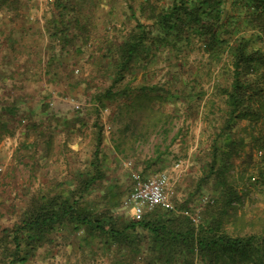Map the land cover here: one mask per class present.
Here are the masks:
<instances>
[{"label":"trees","instance_id":"obj_1","mask_svg":"<svg viewBox=\"0 0 264 264\" xmlns=\"http://www.w3.org/2000/svg\"><path fill=\"white\" fill-rule=\"evenodd\" d=\"M226 2L168 0L161 5L159 0H144L140 10L152 24L139 21L122 40L111 41L106 48L100 49L99 60L110 65L113 76L112 84L95 94L102 104L119 94H134L133 100L126 103L134 108L132 111L152 110L144 115L154 116L159 110H155L154 102L164 99V88L118 86L127 72L150 63L154 56L152 47H178L183 41L189 45L195 38L203 41L211 52L228 45L232 56L231 84L228 87L217 86L216 92L225 96L227 107L220 134L226 137L221 147L217 144L218 135L215 137L210 159L206 161L207 169L197 185L199 191L203 183L213 182L218 189L217 194L198 206L193 202L192 194L182 200H174V210L154 207L141 217L122 218L113 210L117 206L115 196L110 197L113 200L111 205L106 203L109 199L106 196L101 199L93 194L106 176L100 155L103 134L100 127L95 133L96 151L91 166L77 173L69 187L63 185L55 192L32 195L19 217L1 226L0 264H27L40 255L47 258L56 255L57 247L62 244L79 250H93L96 243L106 249L115 245L118 250H130L135 254L143 251L149 258L147 264H153L155 256L175 264H264V231L233 234L225 227L235 204L242 198L238 184L230 180L229 173L234 157L245 145L243 139L234 138L228 130L237 119L255 122L264 116V104H260V101L264 102V52L262 49H249L250 41L244 36L232 40V27L224 19ZM2 3L0 0V7ZM20 4L18 2L17 5ZM54 4L61 13L58 22L53 19L56 23L51 36L56 44L50 49L55 51L60 41L69 48L77 43L79 37H88L89 33H86L87 29L79 17H63L65 11L62 10H66V15L70 14L68 10H73V0H55ZM233 4L244 10L247 26L255 31L259 41H263L264 0H233ZM12 9L19 10L15 6ZM234 18L235 15L231 20ZM54 54L53 58H57ZM83 80L73 82L81 83ZM3 109L8 114L19 113L14 106ZM165 116L168 121L170 114ZM8 124L0 117V142L8 131ZM253 140L255 148L264 150V128L258 136H253ZM198 208L200 217L197 222L193 214Z\"/></svg>","mask_w":264,"mask_h":264},{"label":"rangeland","instance_id":"obj_2","mask_svg":"<svg viewBox=\"0 0 264 264\" xmlns=\"http://www.w3.org/2000/svg\"><path fill=\"white\" fill-rule=\"evenodd\" d=\"M143 1L99 0L102 3V11L98 18L102 20L98 21V18L96 20L90 18L87 22L91 26L88 27L86 32L89 33L88 37L85 35V39L79 37L74 45L55 52L57 58L58 56H63L65 60L62 61L61 66L58 64L59 62L54 61L52 66L50 65V69L54 67L53 69L57 74L53 71L50 72L55 75L60 74L61 77L58 75V79L71 80L68 86L64 84L60 88L67 93L64 94L65 100L67 99L73 105L66 113L69 116L68 119H79L87 111L90 118L87 128L84 131H80L82 138L77 136V133H71V136L75 139V141L71 139V143L72 141L81 143V150H71L70 152L73 155L65 158L63 163L68 166L64 170L67 175L70 174L72 168L80 166V156L82 154H84L85 159H82L81 163L86 160V157H88L89 162V156L93 154L94 148H96V143L93 139L95 132L90 129L89 124L92 125L93 122L91 121H93V118L96 119L98 113L94 114L93 107L83 111L85 107L81 100L86 99L88 101L89 98L87 97H92L95 92L104 91L112 84L113 74H111V67L109 64L106 65L102 60H99V51L106 48L111 41L122 40L139 21L146 25L152 24V21L147 19L140 10ZM167 1L159 0L161 5H164ZM224 9V19L232 27V40H235L238 36H244L250 41L249 49H262L264 52V40L259 41L257 34L254 33L255 31L247 26L243 17L245 15L244 10L234 5L233 0H227ZM18 13L19 11L16 12L11 8H5L4 5L0 7V49H7V51L8 49H42L30 38H26L25 40L27 41L21 39V42L24 40L27 44L24 41L21 44L19 42H17L19 44H16L15 41L20 40L18 31L23 24V21H19L20 16H17ZM233 14L235 18L231 20V17L234 16ZM83 25H85V22ZM13 35L14 37H12ZM45 49H50V47L47 46ZM152 49H154V56L149 63L150 66L146 68L135 67L130 70L127 72L126 78L118 86L129 85L131 88L136 89L146 85L149 87L159 86L165 89L163 90L165 98L161 101L163 108L160 107V110L152 116V121H154L165 110V112L172 115L169 118L170 120L168 119L169 123L171 120L172 123H168L165 126L161 123V125L166 127V129H170L172 126L176 133L173 145L172 147L170 146L171 149H168L170 165L167 167L168 171H164L169 176L170 174L174 175L175 170L181 172L176 185L173 187L174 200H182L184 197L193 194V202L198 206L216 195L218 190L216 184L213 185V182L210 181L203 183L199 191L197 185L207 169L206 161L210 159L211 146L215 137L218 135L217 144L220 147L223 146L226 137L225 134L220 133L223 132L224 110L227 106L225 96L217 94V86L228 87L231 84L232 56L230 48L225 45L224 48H220L221 50L211 52L205 47L203 41L195 38L189 45L183 41L178 47L168 45L166 47L155 46ZM47 52L49 55L50 51ZM50 72L48 71V75L50 74L52 77ZM134 78L136 79L133 81ZM45 79L47 82L51 81L47 76ZM77 79L84 80L81 83L73 82ZM45 82H42L40 87ZM8 83L9 85L6 86L5 84L2 92L5 93L6 89L10 93L8 96L13 97L19 91H15L16 88L10 82ZM35 94L34 90L33 98L37 97ZM56 94L59 95L60 93L56 90ZM5 97L6 95L4 94L2 99ZM110 103L115 105L114 103L116 102ZM262 103L264 104V102L260 101V104ZM44 105L43 102L39 103V107L36 110L37 113L43 111ZM113 105L111 107L112 110H114ZM57 106L55 102H50L49 106L43 109L48 112L50 108L57 110ZM144 111L147 110L144 109ZM59 115L54 117L62 119V114L59 113ZM35 116L32 118L31 116H25L24 119L27 121L26 123H29L32 119L38 121ZM161 120L167 121V118H162ZM38 123H36V126ZM98 123H104L102 118L98 120ZM232 124V128L228 130V133H231L236 139L245 141L240 153L234 157V165L229 173L230 180L238 184L242 192V198L235 204V209L225 223V227L233 234L261 233L264 231V150L254 147L253 136H258L262 128H264V116L255 122L237 119ZM57 125L60 130L66 129L62 123L60 125V122ZM162 126L158 129H163ZM178 129H180L179 132H177ZM20 131L21 135L17 136L18 147L21 142L28 141L33 136L32 128L23 126ZM157 133H155L153 141L170 134L167 132L166 134L157 135ZM68 134L70 133H64L65 136H68ZM11 142H14L13 135L10 136ZM66 143L65 141V145H67ZM153 143L150 142L145 146L147 148L144 150L145 154L153 155ZM169 144L170 139L168 137L167 145ZM67 147L68 145L64 146L66 152H68ZM105 151L108 153L103 159L104 162H107L109 156L108 146ZM178 162H181L180 167L176 166ZM12 171L13 174L6 177L4 175L6 173L5 167L0 164V228L4 224L16 220L26 206L28 199L33 195L29 179L34 173H32L30 166L24 167V165L20 164L19 166H14ZM61 172V169L55 168L54 175ZM161 172L163 170L154 173V175ZM108 175L114 177V173L110 171V168L108 169ZM57 177L60 178V176ZM123 181L121 179L116 184L118 188L114 190L117 191V195H115L117 209L119 208V210L123 211H130V208L138 209L136 204L129 202L133 180L130 178L131 187H127L129 189L127 191L124 189L126 185ZM106 185H109L108 182H106ZM195 190L197 191L194 192ZM97 196L99 195L97 194ZM105 196L109 198L106 203L113 205V200L110 198L113 196H109L108 192H105L104 196L100 198L103 199ZM57 248L59 251L56 255H50L47 258L40 255L38 259L31 260L27 264H111L107 258L100 257L102 260L97 259L93 252L86 251V254H84L83 251H80L81 249H75L76 247L72 245L68 246L65 244L64 246L62 244ZM88 250L90 251L89 248Z\"/></svg>","mask_w":264,"mask_h":264},{"label":"crops","instance_id":"obj_3","mask_svg":"<svg viewBox=\"0 0 264 264\" xmlns=\"http://www.w3.org/2000/svg\"><path fill=\"white\" fill-rule=\"evenodd\" d=\"M6 1L3 0L2 5L8 9H12V6L19 8L17 16H20L19 21H23V24L18 31L20 40H16V44H21L26 38H30L42 49H8V51L7 49H0V117L3 121L9 123L7 125L8 131H5L2 141L0 142V164L5 167L6 173H4V175H6V177L13 174L12 168L14 166H19L20 164L24 165V167L30 166L32 173H34V175L30 177L31 179H29V181H31L32 194L42 195L61 190L63 185L69 187V184H72L73 181H75L77 173L84 172L91 166L96 148H94L93 154L89 156V162L87 159L88 157H86V160L81 163V160H84L85 156L84 154L81 155V153H79V155H81L80 166L77 168L70 167L72 169L70 174L67 175L64 170L68 166L63 163L65 162V158L73 155L70 152L71 150H81V143L73 141L71 143V139H74L71 136V133H77L76 135L82 138L80 136V131H84L87 128L90 118L88 116L89 112L87 111L85 112V115H82L79 119H68L69 116L66 113L73 107V105L71 102L69 103L67 99L65 100L64 94L67 93L60 88H62L61 86H64V84L65 86H68L71 80L58 79L61 77L60 74H58V77V75L50 72L53 71L56 73L53 69L54 67L50 69V65L52 66L54 61L59 62L58 64L61 66L62 61L65 60V57L63 56L53 58L54 52L59 49H66L65 44L61 43V41L56 45L55 51L52 49H45L47 46L52 47L51 45L56 44V41H52L53 37L51 36V31L53 30L54 24L59 20L58 18L61 13V11H59L60 8L56 7V4H54L55 0ZM18 2H21L20 6L17 5ZM98 2L99 0H73V10H71V12L68 10L67 12L70 13L68 15L65 14L66 10H62L65 11L63 12V17L70 18L72 15H76L79 17V21H81L82 24L85 22L84 28L88 29V27H91L88 25L89 23H87L90 18L96 20L100 17L102 3ZM53 19H56V22ZM101 20L102 19L98 18V21ZM33 21L34 23H32ZM12 37H14V35ZM21 39L24 40L21 42ZM25 41L24 43L27 44ZM47 51H50L49 55ZM148 66H150L149 63L146 67ZM48 71L52 74V77L50 74L48 75ZM46 76L51 81L47 82L45 79ZM135 79L136 78H134L133 81ZM8 82L16 88L15 91H19V93L14 94L13 97L8 96L10 93H8L6 89L5 93L2 92L5 84L6 86L9 85ZM42 82H45V84L40 87ZM140 87L150 88L146 85ZM34 90L36 93L35 95L37 96L36 98L32 97ZM56 90L60 93L59 95L56 94ZM96 93L98 92H95L92 97H87L89 98L88 101L86 99L81 100L85 107L83 111L93 107L94 114L98 113L96 119L93 118V121H91L93 122L92 125L89 124L90 129L94 130L96 133L98 128H103L100 155L102 168L104 169L106 176L103 181L96 186V189L93 191L94 196L96 197L98 194V197H102L105 192H108L109 196L117 195V191L114 190L118 188L116 184L120 182L121 179L124 180L123 183L126 185L124 189H126V191L129 190L127 187H131L130 178L133 180L132 173L134 171H140L144 176L154 175V173L159 172L160 170L168 171L167 167L170 165L168 149H171L174 135L176 134L175 129H172V126L170 129H166V127L161 125V123H163L164 126L168 124L166 120V122L161 120L162 118H165V115L168 113L163 110L164 114L162 113V115L152 121V116L144 115L145 112L149 114L148 112H152V110L144 111L141 109L132 111L134 108H132L130 104H126L133 100L135 97L134 94H119L104 100L105 102L102 104L95 95ZM4 94L6 97L2 99ZM161 101V99H157L154 102L155 110H160V107H162ZM34 102H36V104H34ZM41 102L45 104L43 108H47L50 102H55L58 105L57 110L50 108L49 111L46 112V110L42 108L43 111L37 113L36 110ZM110 102L116 103L113 105V103ZM112 105L114 110L111 109ZM5 106H14L19 113L8 114L6 110L3 109ZM59 113L62 114V119L54 117L60 116ZM25 116H31V118L35 116V118H38V121L32 119L29 123H26L27 121L24 119ZM170 117H172V115H170ZM100 118H102L104 123H98ZM139 121L140 124H138ZM34 122L39 123L36 126V123ZM58 122H60V125L62 123L63 127L66 129H58ZM171 123L172 120L169 124ZM21 126L32 128L33 136L30 140L27 139L28 141L21 142L18 147L17 136H19V134L21 135ZM161 126L163 129H158ZM180 128H182V126H180ZM179 130L180 129H178L177 132H179ZM167 132L170 134L167 135ZM64 133L70 134L65 136ZM155 133H157V135H161V133L166 135L153 141ZM11 135L14 136V142L10 143ZM167 136L170 139L169 145H167ZM93 139H95V134ZM65 141L68 145V152H66V149L64 148V146H67L65 145ZM150 142H154L153 155H147L144 153V150L147 149L145 146ZM107 146L109 148V156L107 162H104L103 158L108 153L105 151ZM55 168L61 169L62 172L54 175ZM109 168L110 171L114 173V177L108 175ZM174 173V175L170 174V185L172 188L176 185L181 172L175 170ZM57 176H60V178ZM106 182H108L109 185L105 186ZM187 197L188 196L184 198ZM149 209L150 208H142L141 210H138L130 208V211H123L119 210V208L117 209L116 206L113 210L114 213L121 215L122 218H136L147 213ZM86 249L87 248L80 251H83L84 254H86V251L93 252L97 259L102 260L101 258H107L111 264H147L146 260L149 259L146 258L143 251L140 252V254H135V252L130 250H118L115 245L114 247L106 249L102 245H97L96 243L94 244L93 250L91 249L89 251ZM161 258L155 256L152 260L153 264H175L167 263L165 262L164 257L163 259Z\"/></svg>","mask_w":264,"mask_h":264},{"label":"built area","instance_id":"obj_4","mask_svg":"<svg viewBox=\"0 0 264 264\" xmlns=\"http://www.w3.org/2000/svg\"><path fill=\"white\" fill-rule=\"evenodd\" d=\"M181 166V162L176 164ZM133 185L129 195V202L136 204L138 209L144 207L154 208L161 207L163 209L174 210L176 203L174 201V191L170 185V176L167 172L144 176L140 171L132 173ZM193 214L195 221H199V212ZM187 212V211H186ZM189 213V212H187Z\"/></svg>","mask_w":264,"mask_h":264}]
</instances>
